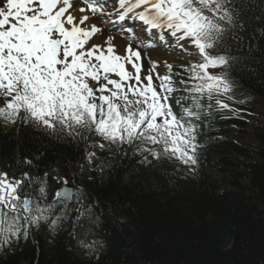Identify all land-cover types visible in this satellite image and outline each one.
Segmentation results:
<instances>
[{
    "label": "snow or ice",
    "instance_id": "6c2138e0",
    "mask_svg": "<svg viewBox=\"0 0 264 264\" xmlns=\"http://www.w3.org/2000/svg\"><path fill=\"white\" fill-rule=\"evenodd\" d=\"M85 2L82 13L89 11L101 23L107 21L105 27L118 26L129 35L123 55L112 43L114 37L106 38L104 45L95 43L101 29L85 26L88 15L77 20L69 12L70 0H0V119L6 124L31 123L58 139L87 143L99 137L91 147L110 153L128 145L145 164L151 163V156L196 165L198 125L192 121L200 120L202 112L211 114L212 104L205 105L204 98L215 100L218 110L239 111L225 101L235 100L230 95L232 73L247 63L245 52L252 45L245 48L235 0H116L111 10L108 0ZM126 20L139 21L143 34L126 27ZM153 30L164 43V34L170 35L175 44L169 48L196 55L198 62L182 65L179 72L165 62L166 72L160 75L149 57L145 69L141 48L158 46L148 38L157 36ZM173 99L180 115L173 110ZM86 159L91 165L99 157L92 151ZM18 162L32 164L28 159ZM98 167L103 175V160ZM50 177L61 186L49 202ZM69 184L58 168L43 176L22 172L19 178L0 170V243L10 246L11 238L21 234L27 240L29 229L41 222L55 231L71 212L76 213L73 228L83 227L86 217L90 232L98 220L93 218L94 206L84 203L82 189ZM73 200L77 207H70ZM58 204L63 207L52 218ZM98 243L80 241L90 250Z\"/></svg>",
    "mask_w": 264,
    "mask_h": 264
},
{
    "label": "trees",
    "instance_id": "16d2710c",
    "mask_svg": "<svg viewBox=\"0 0 264 264\" xmlns=\"http://www.w3.org/2000/svg\"><path fill=\"white\" fill-rule=\"evenodd\" d=\"M235 4L245 48L252 45L247 63L232 73L235 100L248 97L238 104L245 122L221 123L219 139L205 142L202 159L186 168L141 163L122 147L110 153L91 147L93 140L58 139L23 125L0 139V168L15 177L58 168L84 191L98 220L90 232L86 217L74 229L71 212L55 231L37 229L36 245L22 243L0 264H264V0ZM92 151L99 159L90 165ZM25 159L32 164L18 162ZM49 184L50 191L60 185L51 177ZM81 240L99 243L90 250Z\"/></svg>",
    "mask_w": 264,
    "mask_h": 264
},
{
    "label": "rangeland",
    "instance_id": "374dc122",
    "mask_svg": "<svg viewBox=\"0 0 264 264\" xmlns=\"http://www.w3.org/2000/svg\"><path fill=\"white\" fill-rule=\"evenodd\" d=\"M163 58H166L164 60H166V62L169 63V64H171V65H172V63H175V62H177L179 60L178 57H172L171 59H173V60L171 62H169L168 61L170 59L169 57H167V56L161 57V59H163ZM161 59L159 61L160 63H161ZM159 69H160V72L163 73V75H164L165 72H166L165 63L164 64H160V68ZM171 102H174V100H172Z\"/></svg>",
    "mask_w": 264,
    "mask_h": 264
},
{
    "label": "bare ground",
    "instance_id": "6f19581e",
    "mask_svg": "<svg viewBox=\"0 0 264 264\" xmlns=\"http://www.w3.org/2000/svg\"><path fill=\"white\" fill-rule=\"evenodd\" d=\"M110 37H114V36H110ZM112 43H114L116 45V48H117L118 52H120L121 55H123L124 54V49H125L124 43L119 42L116 39V37H114ZM154 54H155V52H154Z\"/></svg>",
    "mask_w": 264,
    "mask_h": 264
}]
</instances>
